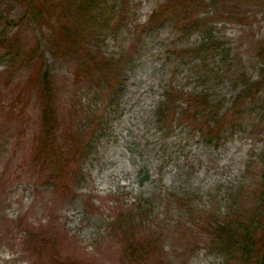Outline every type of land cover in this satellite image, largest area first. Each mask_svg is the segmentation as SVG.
Returning <instances> with one entry per match:
<instances>
[{"label":"rangeland","instance_id":"rangeland-1","mask_svg":"<svg viewBox=\"0 0 264 264\" xmlns=\"http://www.w3.org/2000/svg\"><path fill=\"white\" fill-rule=\"evenodd\" d=\"M37 1L1 9L15 25L0 22V264H259L243 241L224 249L205 228L252 211L264 224V0L187 1L188 18L156 22L168 0H99L110 27L99 52L111 65L94 78L78 77L80 57L52 45L63 0L50 16ZM39 60L53 87L54 143L78 140L71 176L31 159Z\"/></svg>","mask_w":264,"mask_h":264},{"label":"trees","instance_id":"trees-1","mask_svg":"<svg viewBox=\"0 0 264 264\" xmlns=\"http://www.w3.org/2000/svg\"><path fill=\"white\" fill-rule=\"evenodd\" d=\"M9 0H0V22H2L6 26L15 25L14 21L8 19L7 16L4 15V11H2V7L4 3ZM24 2L30 3L32 0H23ZM190 1L194 6L196 5V0H168L167 4L160 5V8L157 9L153 15L150 17L151 22H156L159 18L165 16L167 13L171 14L175 17L176 20L181 21V19L188 18L190 16L191 11L185 16L181 15V7L184 2ZM57 0H40L35 3V7L42 10L41 13H45L47 16H50L52 11H55L57 8ZM99 0H63V6L61 7L63 11V15L67 17L64 22H61L62 34L58 39L55 32V42L52 44L56 53L60 57H66L68 55L73 56L77 55L80 57L78 60L80 66H83L79 69L80 76H88L90 78H94L96 75L95 69H100L106 71V75H108V67L111 63L105 61L103 56L99 52V47L103 42V38L105 37L106 31L110 29L108 24L104 20V13L96 14V9L98 6ZM195 3V4H194ZM171 7V8H169ZM32 21L42 22L40 18L32 17ZM104 22L105 27L101 29H105L103 34L99 33V28L101 24ZM194 22L191 21V24ZM93 28L94 31L90 30ZM3 34V33H2ZM58 34H60L58 32ZM95 45L97 46V50H94ZM197 49V48H196ZM33 49L31 53H33ZM185 53V52H183ZM18 53H15L16 56ZM96 54L99 55L100 60L97 59ZM12 56L11 60H15V57ZM35 74H39L40 70V60L39 64L32 66ZM86 70L87 73H83ZM29 82H32L33 85L41 86V95H43L42 101V122H41V130L36 138V147L32 153L31 159L36 163L41 162V165L50 164L53 165L57 170H59L58 176H71L70 173L72 168L79 167L78 163L75 166L72 164L75 160L74 158L77 156V152L79 151V147L77 145V138L73 137L72 141L74 142L70 146L64 145L62 147H58L54 143V134L55 129H53L54 121V113L55 110L51 106V100L53 97V87L51 85L50 75L48 72H45L44 75L39 74L37 78L29 79ZM175 95L169 94L168 101L165 102V107H162V113L168 112L166 117L168 121L171 123L172 105L171 98H174ZM205 102V100H202ZM205 104H208L206 102ZM232 116V115H231ZM197 117V115H192V118ZM229 125V124H226ZM231 126V125H230ZM223 126H216L213 128H209L210 132L208 133L210 137L212 135H216L218 131H221ZM53 132V133H52ZM46 136L45 137L43 136ZM72 137V136H71ZM47 138L50 140L48 141ZM81 153L79 154V159H81ZM78 159V162H79ZM73 166H72V165ZM73 180V179H72ZM64 187V185H63ZM65 188V187H64ZM66 190L68 188H65ZM257 212V211H256ZM256 212L252 211L250 214V218L243 222L242 224H238L233 221L228 225L220 224L216 222V226L213 224L210 225V230L206 225L205 230L209 232L212 236L216 235L214 239H217L220 244L224 247V249L232 248V245L239 244L243 241L245 243L244 251L248 253L249 258H254V262L258 260L259 264H264V224L259 225V221H254L253 216H255ZM201 213V212H200ZM193 214L196 215L195 212ZM252 219V220H251ZM258 227V228H256ZM42 242L38 249L41 251H50L55 254L53 256L56 257L60 254L59 250H52L50 244L53 242L51 240H47L46 238H40ZM35 248V246H33ZM218 247V244H217ZM219 248V247H218ZM128 250L134 251L140 249L134 247H128ZM221 250V248H220ZM134 253V252H133ZM51 257V259L53 258ZM73 264H86L83 262Z\"/></svg>","mask_w":264,"mask_h":264}]
</instances>
